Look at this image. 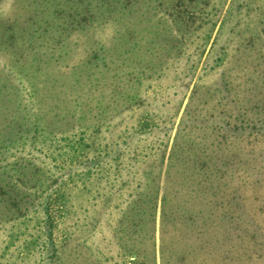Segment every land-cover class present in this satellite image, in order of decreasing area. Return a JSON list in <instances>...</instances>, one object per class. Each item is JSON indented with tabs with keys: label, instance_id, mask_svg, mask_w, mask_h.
<instances>
[{
	"label": "rangeland",
	"instance_id": "rangeland-1",
	"mask_svg": "<svg viewBox=\"0 0 264 264\" xmlns=\"http://www.w3.org/2000/svg\"><path fill=\"white\" fill-rule=\"evenodd\" d=\"M0 253L264 264V0L1 1Z\"/></svg>",
	"mask_w": 264,
	"mask_h": 264
},
{
	"label": "trees",
	"instance_id": "trees-1",
	"mask_svg": "<svg viewBox=\"0 0 264 264\" xmlns=\"http://www.w3.org/2000/svg\"><path fill=\"white\" fill-rule=\"evenodd\" d=\"M3 1V0H0V2ZM16 216H20V215H16ZM5 248L7 249L8 247L7 246H4V250ZM2 257L1 253H0V258Z\"/></svg>",
	"mask_w": 264,
	"mask_h": 264
},
{
	"label": "water",
	"instance_id": "water-1",
	"mask_svg": "<svg viewBox=\"0 0 264 264\" xmlns=\"http://www.w3.org/2000/svg\"><path fill=\"white\" fill-rule=\"evenodd\" d=\"M132 257H134V256H132Z\"/></svg>",
	"mask_w": 264,
	"mask_h": 264
}]
</instances>
